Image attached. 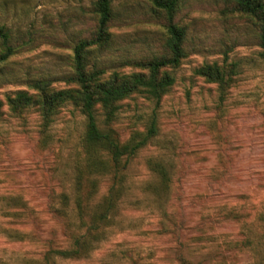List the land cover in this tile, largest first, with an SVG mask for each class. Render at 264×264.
<instances>
[{
    "label": "rangeland",
    "instance_id": "374dc122",
    "mask_svg": "<svg viewBox=\"0 0 264 264\" xmlns=\"http://www.w3.org/2000/svg\"><path fill=\"white\" fill-rule=\"evenodd\" d=\"M92 1L42 0L25 17L0 11L18 48L0 65V97L32 94L39 80L71 86L73 46L90 35ZM113 3L112 40L93 52L91 63L106 74L131 73L133 61L165 53V21L148 0ZM176 22L186 31V57L172 69L174 85L158 107L142 94L124 100L115 120L126 140L131 130H146L155 109L159 132L130 159L117 212L88 237L93 249L80 258L57 253L71 245L79 222L74 216L72 225L55 206L72 191L85 116L71 103L44 125L36 107L14 114L4 106L0 264H264V60L257 25L235 0H182ZM213 63L226 84L198 74ZM158 166L168 173V187L158 181ZM81 171L83 187L101 199L111 176H91L84 165Z\"/></svg>",
    "mask_w": 264,
    "mask_h": 264
},
{
    "label": "trees",
    "instance_id": "16d2710c",
    "mask_svg": "<svg viewBox=\"0 0 264 264\" xmlns=\"http://www.w3.org/2000/svg\"><path fill=\"white\" fill-rule=\"evenodd\" d=\"M15 1L18 3L11 7ZM9 2L12 4L8 5ZM41 2L42 0H0V11L6 13L5 10H11L15 16L25 17L32 8L40 6ZM148 2L153 13L165 21L163 55L133 61L131 64L137 71L131 73L115 71L106 74L103 66L91 63L93 52L102 50L111 42V26L115 19L113 0H93L89 14L90 21L93 22L90 35L80 38L73 46L72 73L67 80L71 86L58 89L49 82L39 80L31 83L30 87L35 91L32 94L29 91H17L0 97V115L6 105L14 114L36 107L44 125L52 123L61 107L71 103L85 116L83 155L80 154L76 161L75 182L70 193L64 191L59 195L58 205L55 206L57 215L66 217L70 222L75 216L79 222L77 228L69 233L71 245L67 249L57 250L64 257L80 258L93 249V242L88 237L94 231L99 233L101 226L111 218L112 212H117L123 190L122 180L127 174L130 159L151 143L159 132V119L154 109V113L147 119L146 130L133 129L128 139H122L121 132L115 125L122 102L136 94H142L148 100L155 101L158 107L175 83L172 69L178 67L186 57V31L176 22L182 0ZM235 8L256 23L264 60V0H235ZM13 39V28L5 20H0V65L7 62L18 49L13 44ZM23 42L26 43L24 40ZM198 74L212 83H227L225 72L218 63L203 65L198 69ZM81 165H84V170L91 176H111V185L101 199L95 198L97 192L92 187H83ZM154 169L160 175L158 181L161 185L168 187L167 171L159 166ZM74 224L76 223L73 221L72 225Z\"/></svg>",
    "mask_w": 264,
    "mask_h": 264
}]
</instances>
